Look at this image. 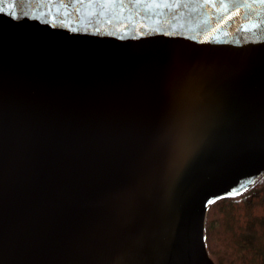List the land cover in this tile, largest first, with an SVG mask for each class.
Returning <instances> with one entry per match:
<instances>
[{"label": "water", "instance_id": "95a60500", "mask_svg": "<svg viewBox=\"0 0 264 264\" xmlns=\"http://www.w3.org/2000/svg\"><path fill=\"white\" fill-rule=\"evenodd\" d=\"M263 175L264 0H0V264H216Z\"/></svg>", "mask_w": 264, "mask_h": 264}, {"label": "trees", "instance_id": "16d2710c", "mask_svg": "<svg viewBox=\"0 0 264 264\" xmlns=\"http://www.w3.org/2000/svg\"><path fill=\"white\" fill-rule=\"evenodd\" d=\"M205 239L216 264H264V175L210 205Z\"/></svg>", "mask_w": 264, "mask_h": 264}]
</instances>
